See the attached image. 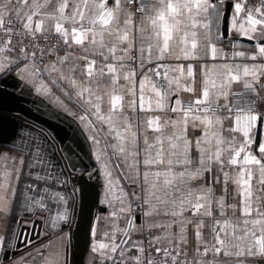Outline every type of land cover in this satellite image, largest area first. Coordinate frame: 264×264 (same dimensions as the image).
<instances>
[{
	"label": "snow or ice",
	"instance_id": "6c2138e0",
	"mask_svg": "<svg viewBox=\"0 0 264 264\" xmlns=\"http://www.w3.org/2000/svg\"><path fill=\"white\" fill-rule=\"evenodd\" d=\"M0 264H264V0H0Z\"/></svg>",
	"mask_w": 264,
	"mask_h": 264
},
{
	"label": "crops",
	"instance_id": "0c3cea01",
	"mask_svg": "<svg viewBox=\"0 0 264 264\" xmlns=\"http://www.w3.org/2000/svg\"><path fill=\"white\" fill-rule=\"evenodd\" d=\"M14 104L35 126H42L65 143H73L79 140L81 141L83 150L87 151V144L83 142L75 126H70L69 119L57 111L48 101L41 102L33 96H27L19 100L14 99ZM84 163H88V160L85 159ZM17 230L19 231V229ZM14 242L17 243V241ZM21 250H23V245L21 246Z\"/></svg>",
	"mask_w": 264,
	"mask_h": 264
},
{
	"label": "water",
	"instance_id": "95a60500",
	"mask_svg": "<svg viewBox=\"0 0 264 264\" xmlns=\"http://www.w3.org/2000/svg\"><path fill=\"white\" fill-rule=\"evenodd\" d=\"M8 108L10 110V113L12 115H16V114H19L21 117H23L25 120H27L28 122H32L26 115L23 114V112L21 110H19L17 107H15V104H14V99H10L8 101ZM37 127H41L43 128L42 126L40 125H36ZM17 243H19V241H17ZM22 246V244H21Z\"/></svg>",
	"mask_w": 264,
	"mask_h": 264
}]
</instances>
